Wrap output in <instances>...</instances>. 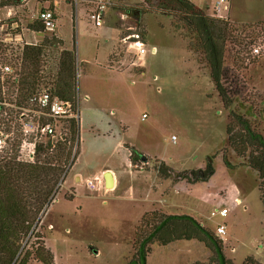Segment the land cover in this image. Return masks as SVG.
I'll return each instance as SVG.
<instances>
[{"label": "rangeland", "instance_id": "1", "mask_svg": "<svg viewBox=\"0 0 264 264\" xmlns=\"http://www.w3.org/2000/svg\"><path fill=\"white\" fill-rule=\"evenodd\" d=\"M44 1L22 0L0 9L3 59L8 62L22 43L57 39L60 46L45 50L39 74L44 80L37 86L51 89L48 78L59 53L72 50L80 121L78 115L73 119L78 130L69 161L21 252L32 250L29 245L36 240L51 254V264H127L137 247L140 221L188 215L213 234L217 225L224 226L219 239L231 264H264V190L246 159L230 147L227 133L235 113L264 137V0H231L224 19L242 44H228L223 59L222 85L230 108L223 106L206 62L191 46L193 38L176 28L175 14L158 11L154 2L114 0L102 25L95 26L81 6L75 11L67 0H56L55 31L32 34L28 25ZM193 4L206 5L207 11L202 9L211 14L206 0ZM11 25L24 40L6 38L14 36L8 32ZM140 32L147 54L144 67L134 68L124 40ZM15 95L16 86L9 87L6 96ZM63 125L59 130L69 139ZM129 148L146 161L139 156L128 167ZM208 166L212 176L193 183L159 172L187 173L193 181ZM105 167L117 174L116 188L104 192L101 180L97 191H88L85 181L100 180ZM222 209L226 217L211 216ZM149 248L146 264H214L213 251L197 240ZM29 264L41 263L31 259Z\"/></svg>", "mask_w": 264, "mask_h": 264}, {"label": "trees", "instance_id": "2", "mask_svg": "<svg viewBox=\"0 0 264 264\" xmlns=\"http://www.w3.org/2000/svg\"><path fill=\"white\" fill-rule=\"evenodd\" d=\"M22 0H0V9L18 5ZM147 3L154 2L158 11L165 14H175L177 27L183 29L193 38V46L196 52H200L209 69L210 80L218 93L223 106L230 108L231 100L223 89L222 70L223 59L228 44L236 48L241 43L235 38L231 25L223 19H215L208 16L204 9L184 0H144ZM52 8V7H49ZM136 12H142L141 10ZM28 28L34 32H43L38 21H33ZM17 38L22 41L18 27L13 30ZM9 32V31H8ZM143 37V33H139ZM61 42L51 37L42 38L36 45L20 44L14 55L9 57V62L14 68V73L4 77L8 90L16 86V95L12 99L16 105L32 95L43 79L39 76L45 66L43 57L46 48L55 49ZM250 44V43H247ZM4 49L0 48L3 57ZM75 53L72 50L63 49L57 57L56 67L48 78L49 89L53 96L69 101L73 111L78 115L77 89H76V64ZM44 80V79H43ZM11 99V97H8ZM234 126L227 129L228 142L232 150L241 158H245L260 180L262 192L264 190V137L255 132L250 123L240 115L233 114ZM68 131L63 139L58 140L50 149L49 144H41L37 147L36 161L32 164H19L10 155L0 156V264H29L31 259L41 264H51L52 256L44 251L42 242L30 243V248L24 253L21 252L23 241L34 235L32 225L48 200L51 198L57 183L65 171L63 168L68 163L71 148V141L78 130V121H68L65 127ZM42 155L43 159L38 160ZM139 153L129 148V161L131 164L139 158ZM225 166H229L225 158L222 159ZM65 169V168H64ZM160 174H168L175 181L186 179V182L193 183L192 176L187 173L174 175L167 169L159 171ZM213 174V169L208 166L204 171V180ZM264 211V197L262 199ZM155 216V215H150ZM145 217V216H144ZM145 218L139 223V237L137 247L135 246L133 257L127 264H146L147 255L150 252L149 246L158 244L167 245L175 241L197 240L202 242L214 253V264H231L225 259L222 253V243L215 234L205 229L194 218L188 215H156L150 223ZM264 224V220H263ZM39 239V237H37Z\"/></svg>", "mask_w": 264, "mask_h": 264}, {"label": "built area", "instance_id": "3", "mask_svg": "<svg viewBox=\"0 0 264 264\" xmlns=\"http://www.w3.org/2000/svg\"><path fill=\"white\" fill-rule=\"evenodd\" d=\"M191 4L195 0H184ZM211 6L209 16L215 19H227L230 10L231 0H206ZM68 5L74 7L75 11L81 6L90 22L95 26H101L104 21L105 13L112 7L114 0H67ZM56 0L52 1V7H56ZM207 11V6L204 5ZM36 21L40 23L44 31L53 32L56 29V17L54 8H43L37 11ZM17 25H11L6 38L10 40L17 34L13 30ZM11 44V43H9ZM27 44V43H26ZM127 52L131 56V66L143 68L147 54L146 46L139 33H134L124 40ZM30 45V44H27ZM258 48L253 51L258 53ZM14 68L8 61L0 57V154L10 155L19 164H32L36 160L37 147L41 144H49L52 149L58 140L63 139L61 125L65 126L68 121L77 118L69 101L62 100L53 96L49 89H38L27 100H23L20 105L16 101L6 96L7 88L4 77L12 75ZM86 99V97H85ZM65 129V128H64ZM172 142L175 137L172 136ZM98 177L86 180L85 186L88 191H97L100 181ZM227 210L212 212L211 216L218 215L226 217ZM224 226L217 225L215 236L220 238L225 234Z\"/></svg>", "mask_w": 264, "mask_h": 264}, {"label": "crops", "instance_id": "4", "mask_svg": "<svg viewBox=\"0 0 264 264\" xmlns=\"http://www.w3.org/2000/svg\"><path fill=\"white\" fill-rule=\"evenodd\" d=\"M52 1L53 0H46V1H44L43 3H40L41 5H42V7L40 8V9H43V8H49V7H51L52 6ZM47 5V6H46ZM68 5V4H67ZM54 9H55V7H53ZM39 9V10H40ZM83 11H84V9H83ZM85 12V11H84ZM86 14V13H85ZM105 16L106 15H104V19H105ZM55 17H56V14H55ZM88 20V19H87ZM104 22V21H103ZM28 31L29 32H31L32 34H34V33H37L36 35H39L40 33H42V32H34V31H32V30H30V29H28ZM47 32V31H46ZM20 36L22 37V39L24 40V35H23V33H20ZM41 42V41H40ZM25 43V42H24ZM39 43V42H38ZM155 50V48H152L151 49V52L153 53V51ZM84 63H86V62H84ZM111 71H113V70H111ZM85 96H86V100L88 99V97H87V95L86 94H84ZM85 99V98H84ZM112 113L113 114H115V112L114 111H112ZM78 119H79V121H80V110H79V113H78ZM119 136V135H118ZM127 157H129V154L127 155ZM128 167H130V162H129V159H128ZM106 169V170H105ZM105 171H110L111 173H112V175H113V178H114V189L116 188V182H117V174L111 169V168H108V167H105L102 171H101V174L103 175V173L105 172ZM96 177V176H95ZM77 179V177H74V181ZM103 188H104V185H103ZM104 192H106V193H108L105 189H104ZM110 192V191H109ZM238 201V200H237Z\"/></svg>", "mask_w": 264, "mask_h": 264}, {"label": "water", "instance_id": "5", "mask_svg": "<svg viewBox=\"0 0 264 264\" xmlns=\"http://www.w3.org/2000/svg\"><path fill=\"white\" fill-rule=\"evenodd\" d=\"M140 157L142 162L146 161V158L144 156L140 155ZM208 163H210V160H208ZM102 178L104 182V189H114V178L110 171H105L102 175ZM196 179L203 180V176L200 172H198V174L196 175Z\"/></svg>", "mask_w": 264, "mask_h": 264}, {"label": "bare ground", "instance_id": "6", "mask_svg": "<svg viewBox=\"0 0 264 264\" xmlns=\"http://www.w3.org/2000/svg\"><path fill=\"white\" fill-rule=\"evenodd\" d=\"M111 189H112V188H111ZM111 189H110V190H111Z\"/></svg>", "mask_w": 264, "mask_h": 264}]
</instances>
